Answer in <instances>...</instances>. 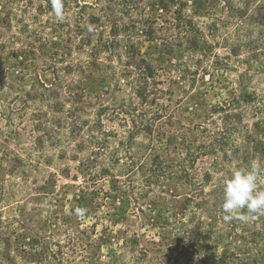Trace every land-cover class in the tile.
Returning <instances> with one entry per match:
<instances>
[{"label":"trees","instance_id":"trees-1","mask_svg":"<svg viewBox=\"0 0 264 264\" xmlns=\"http://www.w3.org/2000/svg\"><path fill=\"white\" fill-rule=\"evenodd\" d=\"M222 1L226 16H218V8L202 11L194 0H63L67 40L63 50L46 53L55 78L40 96L43 103H52V114L26 110L20 116L30 120L38 146L46 143L54 129L79 140L78 151L89 155L77 159L76 176H84L86 186L111 178L118 193L123 194L120 185L124 184L134 196L142 191L169 194L182 186L185 207L174 223L161 228L162 241L152 242L159 248L153 250L157 259L173 256L175 264H264V220L251 240L244 242L221 212L223 180L233 169H247L255 160L249 121L264 118V94L240 81L232 97L209 111L205 125L186 127L172 93L163 87L186 79L196 81L209 71L208 64L214 76L222 67L216 53L222 47H230L231 54L239 57L253 45L257 56H264L263 30L257 37L254 30L242 37L222 32L229 18L256 30L264 27V0H237L238 6L235 0ZM45 2L52 13L50 0ZM158 41L180 48L182 61L150 63L143 50ZM122 79L133 90L128 104H119L111 95L98 94L95 101L87 95L92 84L102 87V80H110L118 85ZM211 82L214 87V78ZM141 133L165 145V152L150 161L136 160L131 145ZM204 160L210 161V167L199 181L196 169ZM13 235L31 246L40 264H64L63 257L57 262L63 253L55 252L51 238L40 239L31 232ZM124 240L139 247L138 239ZM148 253L143 250L145 257H139V263L146 264Z\"/></svg>","mask_w":264,"mask_h":264},{"label":"rangeland","instance_id":"rangeland-1","mask_svg":"<svg viewBox=\"0 0 264 264\" xmlns=\"http://www.w3.org/2000/svg\"><path fill=\"white\" fill-rule=\"evenodd\" d=\"M194 1L202 11L218 8V16L229 14L221 10L225 5L222 0ZM235 5H239L237 0ZM227 20L222 32L228 37L231 33L242 37L252 30L257 37L256 33L264 31V27L256 30L240 21L235 23V19ZM67 23L66 17L57 20L48 11L45 0H0V264H40V257L31 246L13 235L26 232L47 241L51 238V247L63 253L56 257L57 262L63 257L64 264H138L139 257H145V249L149 253L144 263L175 264L173 256L157 259L153 250L159 248L152 242L162 241L161 228L174 223L178 211L185 207L182 186H176L169 194L142 191L135 196L124 184L120 185L123 194L118 193L111 178L97 186H86L84 176H76L78 160L89 155L78 151L79 140L54 129L46 143L38 146L30 120L20 119L26 110L31 114H52V103H43L40 98L55 78L46 53L64 49ZM252 46L239 57L231 54L230 47L219 48L216 53L222 67L214 76L208 64L209 71L196 81L186 79L163 85L172 93L183 125H205L209 111L232 97L240 81L251 91L264 94V56L258 57ZM143 52L155 65L177 63L184 56L180 48L163 41L147 44ZM132 91L125 79L118 85L102 80V87L92 84L87 95L91 101L98 94L111 95L119 104H128ZM249 125L255 139L254 158L264 162V118L251 119ZM175 144L172 140L173 148ZM165 148L141 133L131 145V154L138 161H150L163 154ZM197 166L196 175L202 181L210 161H200ZM79 209L84 210L83 215L78 214ZM201 215L207 218L206 214ZM263 220L264 215H256L247 222L230 223L240 240L248 242L262 227ZM124 238L138 239L139 247L126 245ZM89 254L93 255L90 259Z\"/></svg>","mask_w":264,"mask_h":264},{"label":"clouds","instance_id":"clouds-1","mask_svg":"<svg viewBox=\"0 0 264 264\" xmlns=\"http://www.w3.org/2000/svg\"><path fill=\"white\" fill-rule=\"evenodd\" d=\"M50 3L52 15L57 20H63V0H50ZM221 212L225 222H247L256 215H264V162L253 160L247 169L235 168L223 180ZM83 213V209L78 210L79 215Z\"/></svg>","mask_w":264,"mask_h":264}]
</instances>
